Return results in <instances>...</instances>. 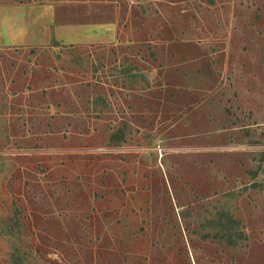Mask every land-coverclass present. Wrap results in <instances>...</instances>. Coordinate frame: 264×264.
<instances>
[{"label":"rangeland","instance_id":"374dc122","mask_svg":"<svg viewBox=\"0 0 264 264\" xmlns=\"http://www.w3.org/2000/svg\"><path fill=\"white\" fill-rule=\"evenodd\" d=\"M34 1L118 39L0 41V264H264V0Z\"/></svg>","mask_w":264,"mask_h":264},{"label":"crops","instance_id":"0c3cea01","mask_svg":"<svg viewBox=\"0 0 264 264\" xmlns=\"http://www.w3.org/2000/svg\"><path fill=\"white\" fill-rule=\"evenodd\" d=\"M118 29L113 13L96 2L0 4V41L7 46L113 44Z\"/></svg>","mask_w":264,"mask_h":264},{"label":"trees","instance_id":"16d2710c","mask_svg":"<svg viewBox=\"0 0 264 264\" xmlns=\"http://www.w3.org/2000/svg\"><path fill=\"white\" fill-rule=\"evenodd\" d=\"M190 212H191V210H189V209L188 210L182 209V211L180 213L182 220L186 221L189 217ZM224 216H222L220 218V222H222V223H220L221 224L220 228H221V230L230 231V234H231V232L233 233V229H234V225H235L234 223H236V220H234L229 215H224ZM224 221H227L230 224V226L227 225L228 223L227 224L223 223ZM231 242H232V244H237V240H235V238L233 236H231Z\"/></svg>","mask_w":264,"mask_h":264}]
</instances>
